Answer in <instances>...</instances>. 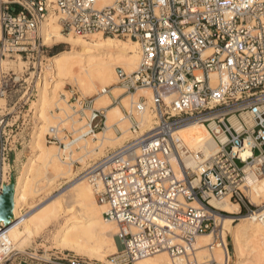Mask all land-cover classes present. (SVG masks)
I'll return each mask as SVG.
<instances>
[{"label":"built area","instance_id":"obj_1","mask_svg":"<svg viewBox=\"0 0 264 264\" xmlns=\"http://www.w3.org/2000/svg\"><path fill=\"white\" fill-rule=\"evenodd\" d=\"M51 15L66 35L102 34L139 45L137 70L118 68V84L124 95L144 89L151 95L123 109L130 138L83 174L118 226L116 261L167 253L173 264H233L228 214L210 200L239 204L237 215L261 208L250 201L248 177L264 181V0H113L106 7L98 0H0V59L25 61L41 77L50 65L41 31ZM27 81L11 71L0 76V99L24 89L10 110L0 108V195L15 180V149L23 144L16 132L39 95ZM85 107L71 112L81 115ZM65 123L51 126L46 141L80 150L107 118L92 110L78 129L71 119ZM193 124L207 129L217 147L212 154L193 150L182 136ZM6 230L0 225V237ZM203 234L211 236L210 256L200 260L195 243ZM218 250L222 259L215 258ZM26 256L36 257L7 249L0 264ZM57 261L99 264L75 256Z\"/></svg>","mask_w":264,"mask_h":264},{"label":"bare ground","instance_id":"obj_2","mask_svg":"<svg viewBox=\"0 0 264 264\" xmlns=\"http://www.w3.org/2000/svg\"><path fill=\"white\" fill-rule=\"evenodd\" d=\"M98 1L99 7L110 6L113 2V0ZM41 32L46 45L65 43L69 46V50L49 58V60L52 59L50 71H53V75L51 84L45 77L46 82L44 81L40 86V101L38 102H40L39 123L41 126L37 127L38 131L34 136L35 153L26 163L25 171L17 182L15 215L8 222L0 220V225L7 227L6 233H12L14 237L18 238L21 231L17 230L19 221H16L15 217H18L17 215L21 213L22 208L29 204L36 194H39L41 190L38 188L40 181L45 178L49 182L48 185H52L56 181L70 178L71 187L62 194L63 196L61 195L62 199L59 202L35 220H32L33 216L22 220L21 225H23L24 230L20 237L23 238L16 245V249H23V247L28 246L34 236L54 220L64 216L66 220L57 229L56 234L58 243L62 248L65 250L73 248L86 252L106 261L108 264H124L125 262L116 261L120 250L116 237L118 226L106 218L105 205L98 202L88 179L83 174L92 166L89 162L90 159L99 160L105 157L111 149L121 146L130 138L129 124L125 120L122 107L119 106L123 113L122 117L111 118L110 113L119 112V108L114 106V100L121 99L122 103L121 97L126 96L118 84L117 69L123 68L127 73L137 70L140 63L139 45L136 41H124L120 38L105 37L102 34H91L86 37L66 35L62 32V25L55 15L49 17ZM1 36L0 23V40ZM4 61V59H0L1 72L2 68L5 67ZM22 62L26 64L25 61ZM66 84L78 87L83 96L96 94L93 105L90 108H84L86 119L90 117L92 110H104L107 118V127L94 136V139L97 140L96 147L90 145V138L77 145L83 150L82 155L77 154L78 150L74 146L67 145L64 148H59L55 145L57 147L55 150L54 146H47L45 143L52 101L56 98L54 104L68 117L64 120L56 118L55 125L60 122L68 124V119H71L75 129H78L76 128L78 126L79 128L83 126L84 122L76 121L77 116L75 114H69V110L71 111L77 105H70L68 95L62 91ZM115 91L119 95L122 92V96L116 98L117 93H114ZM140 95L149 97L151 92L144 89L141 90ZM132 97L130 103H128V95L123 100L128 107L127 109H130L133 102L138 101L134 99L135 95ZM4 102L5 99H0V105ZM60 103L63 104L60 105ZM123 108L125 107L123 106ZM118 130L122 132L121 136L118 135ZM181 133L193 150L202 151L206 156L212 154L217 148L215 143L209 139L207 129L202 125L187 126L181 130ZM107 150L109 151L106 153ZM250 155V149L243 154L244 157ZM59 163L70 170L68 175L62 170ZM75 169L78 170L75 171ZM248 187H250L248 193L250 201L255 206L261 207L254 213L239 217L237 214L241 212V206L229 199H211L210 204L228 214L223 218L224 226L227 234L232 235V246L238 258L236 264H247L245 257L248 254L246 250L248 251L249 248L252 254L251 263L264 264V181L257 180L254 175H250ZM237 220L241 222L234 226L233 224ZM210 242L211 236L208 234L197 237L195 247L198 250L200 260L210 256V251L207 248ZM214 255L215 258L222 259L223 252L218 250L214 252ZM136 264H173V261L167 253H160L154 257L140 260Z\"/></svg>","mask_w":264,"mask_h":264},{"label":"rangeland","instance_id":"obj_3","mask_svg":"<svg viewBox=\"0 0 264 264\" xmlns=\"http://www.w3.org/2000/svg\"><path fill=\"white\" fill-rule=\"evenodd\" d=\"M17 11H19V8H17ZM74 37H78L75 36ZM121 40H127V39H123L120 38ZM46 58H48V64H51L52 59L49 60V58L59 54L60 52L63 51H67L69 50V46L65 43H57L54 45H46ZM4 66L2 68V72H15L17 74H19L20 76H22L23 79H28V83L32 82V87L36 85L37 90H38V94H40V86L42 85V83H44L45 81V77H47V81L50 82L52 81V75H53V71H50V69L52 68V66L50 65V68L48 69H44V73H42L41 77H37L34 76V74H31V72H33L32 69H29V65L28 64H24L22 62V60H15V59H5L4 61ZM0 71V73H2ZM1 76V74H0ZM50 77V78H49ZM44 80H43V79ZM46 82V81H45ZM40 84V85H39ZM62 91L68 95V101L69 104H76L77 108H80L81 105H83L84 103H86L88 105V107L85 108H90L93 105V101L94 98L96 97V94H90V95H86L83 96L80 89L78 87H74L71 84H66L63 86ZM22 92H24V89H18L16 92L14 91L11 96L5 100L4 104L0 105V108L5 109L6 107H8V109H11L12 104L19 98V96H21ZM124 92V91H123ZM139 91L136 95H135V100L137 101L139 99V95H140ZM114 93H117L115 95L116 98H119L120 96H122V92L119 95V93L117 91H115ZM146 93V92H145ZM148 93V92H147ZM89 94V93H86ZM119 95V96H118ZM149 95V93H148ZM118 96V97H117ZM65 97V96H63ZM114 97V98H115ZM127 97L123 96L122 98V103L120 102L121 99L119 100H114V98L112 99V102L114 100V106H117L118 109V113H110L111 118H120L123 116L122 110L120 107L123 108V106L127 109L128 107H126V103L123 101L124 98ZM115 98V99H116ZM133 99L132 95H128V103H130V101ZM57 100L54 99L52 101V106H51V113H50V122L48 123V128H50L51 126L55 125V120L56 118H61L64 120V118H67L68 116L63 112L60 111L58 109V107L54 104V102ZM40 96L38 95L37 100L35 101V103L32 104V114L30 115V117L24 116V119H26L24 125H21L20 129L16 132L18 134L19 137H21V141L23 142L22 145H19L16 149H15V154H16V158H15V163L13 165V171H14V175H15V195H14V209H13V215H15V197H16V192H17V182L18 179L23 175L24 171H25V165L28 162V160L34 155L35 153V148L33 147V142L36 136V133L38 131V128L40 125L39 121V106H40ZM77 101H80L79 103ZM127 101V100H126ZM63 103H60V105ZM38 105V106H37ZM120 106V107H119ZM69 110V109H68ZM61 112V113H60ZM72 112L69 110V114H71ZM49 114V113H48ZM38 116V118H37ZM87 117L85 115V112L83 111V114L81 115H77V117L75 118L76 121L81 120L85 123L86 118ZM83 123V124H84ZM128 123V122H127ZM129 124V123H128ZM68 126H70V123L67 124ZM49 130V129H48ZM48 132V131H47ZM46 139V136H45ZM90 145H94L96 147L97 145V140L94 139V137L90 138ZM92 142V143H91ZM47 146H54L55 150L57 147H55V145H52L50 143H48L47 141L45 142ZM110 150V149H109ZM107 150L106 153L109 151ZM81 151V152H80ZM83 150L80 149L77 151V154L82 155ZM58 160V159H57ZM98 160V159H97ZM97 160H89L90 165H93ZM59 162V161H58ZM60 167L62 168V170L64 172L67 173V175L69 174L67 168H65L61 163H59ZM81 169V168H78ZM78 169H75V171H77ZM70 178L68 179H64L61 181H56L55 183H53L52 185H48L49 182L47 180L42 179V181H40L38 188H40V192L39 194L34 198H32L29 202V204H27L26 206H24L21 210V213L19 215H17L18 217H15L16 221H19L18 225H17V230L19 231H23L24 227L23 225H21L23 223L22 220L27 219L31 216L32 220L37 219L40 215H42L46 210H49L50 208H52V206L54 204H56L57 202H59L62 199V194L65 193L70 187H71V182L69 183ZM48 182V183H47ZM62 195V196H61ZM246 212H242V214L239 215V217H243L244 215H246ZM66 217H60L58 220H54L52 223H50L47 227H45L41 232H39L36 236H34L30 242V244L28 246L23 247V249L21 248H17L20 251H24L26 252L27 250L29 252L33 251L34 254L38 257H41L42 259H45L47 261H49L51 259V257H62V258H67L68 256H75V257H80L82 259H86L88 261H92V262H98L99 264H108L106 261L99 259L96 256H92L87 254L86 252L80 251V250H76L73 248H69L68 250H65L64 248H62L60 246V244L58 243V239L56 238V234H57V229H59L61 227V225L65 222ZM22 221V222H20ZM240 220H237L233 225L236 226L240 223ZM117 230V234H118V228ZM20 232V234L22 235V233ZM19 234V237L16 238L13 236L12 233L7 232L6 233V237H0V252L6 251L7 249H16V245L22 241L23 237H20L21 235ZM229 235V246H230V250L231 253L233 254V264H236V262L238 261V258L236 256V253L233 249V243H232V235ZM117 237V235H116ZM251 250L250 248L248 249V251L246 250V253H248L246 255V262L247 264H252L251 261V257L252 254L250 253ZM54 255V256H52ZM154 257V256H153ZM111 259H113L111 257ZM65 262V261H63ZM125 264V263H124ZM132 264V263H131ZM136 264V263H134Z\"/></svg>","mask_w":264,"mask_h":264},{"label":"water","instance_id":"obj_4","mask_svg":"<svg viewBox=\"0 0 264 264\" xmlns=\"http://www.w3.org/2000/svg\"><path fill=\"white\" fill-rule=\"evenodd\" d=\"M15 195V180L11 184L4 187L3 193L0 195V220L8 222L13 217Z\"/></svg>","mask_w":264,"mask_h":264},{"label":"crops","instance_id":"obj_5","mask_svg":"<svg viewBox=\"0 0 264 264\" xmlns=\"http://www.w3.org/2000/svg\"><path fill=\"white\" fill-rule=\"evenodd\" d=\"M27 252L29 254H33L34 256H36L33 251L29 252L27 250ZM58 258H61V257H51V259L47 261L38 256H36L33 259L26 256V257L16 258L9 264H62V262L57 261Z\"/></svg>","mask_w":264,"mask_h":264}]
</instances>
